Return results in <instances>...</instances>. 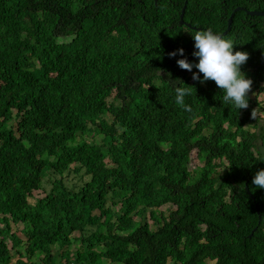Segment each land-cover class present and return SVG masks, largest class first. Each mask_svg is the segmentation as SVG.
I'll return each mask as SVG.
<instances>
[{"label":"trees","instance_id":"trees-1","mask_svg":"<svg viewBox=\"0 0 264 264\" xmlns=\"http://www.w3.org/2000/svg\"><path fill=\"white\" fill-rule=\"evenodd\" d=\"M246 12L264 0H0V264H264V19ZM208 29L249 53L247 109L177 64Z\"/></svg>","mask_w":264,"mask_h":264},{"label":"clouds","instance_id":"clouds-1","mask_svg":"<svg viewBox=\"0 0 264 264\" xmlns=\"http://www.w3.org/2000/svg\"><path fill=\"white\" fill-rule=\"evenodd\" d=\"M192 37L196 49L192 55L197 57L199 62L190 63L187 58H183L177 60L178 66L189 72H192L193 68L197 69L192 79L202 84L210 80L215 81L218 88L225 93L222 97L224 104L231 103L238 110L247 109L249 107L248 93L251 91L253 81L245 78L246 74L241 71V66L250 58L249 53L246 51L233 53V41L215 34L211 29L196 31ZM177 52L180 56H184V49L181 48L170 53V57H175ZM175 93V103L190 112L192 109L185 104V97L191 94V88L177 86ZM258 113V108L253 109L251 118L257 120ZM252 184L256 188L264 189V169L255 174Z\"/></svg>","mask_w":264,"mask_h":264},{"label":"rangeland","instance_id":"rangeland-1","mask_svg":"<svg viewBox=\"0 0 264 264\" xmlns=\"http://www.w3.org/2000/svg\"><path fill=\"white\" fill-rule=\"evenodd\" d=\"M62 41V39L60 40ZM64 42H66L67 40H63ZM69 41V40H68ZM251 97L252 99H254V106H257V103H262L264 102V94H260L258 92H253L251 94ZM90 139L93 141L94 137L90 136ZM97 140L102 143V138H97ZM196 161V160H195ZM84 173H82L81 175H76L75 173L71 174L69 177H68V181H69V185L71 187H75L77 186V188H81L82 186L85 185L86 181L88 180L87 178L84 179ZM50 189V188H48ZM45 194L41 191H38L36 192V199H39V198H42L44 197ZM170 208H175L174 206L172 205H166V206H163L161 209H160V212L161 211H168ZM147 219L148 221L150 222V224L152 223V220L150 218V215L149 213L147 214ZM24 229V226L23 225H16L14 228H13V231L16 232L18 234L19 237L21 238H24L23 237V234H22V231ZM11 244V243H10Z\"/></svg>","mask_w":264,"mask_h":264},{"label":"water","instance_id":"water-1","mask_svg":"<svg viewBox=\"0 0 264 264\" xmlns=\"http://www.w3.org/2000/svg\"><path fill=\"white\" fill-rule=\"evenodd\" d=\"M239 11H241V9H237V10L235 11V13H236V12H239ZM184 13H185V8H184V10H183V12H182V14H181V16H180V18H181L180 23H181V24H184ZM235 13H234L233 15H231V17H230V19H229V22H228V28H227V30L224 32V35H226L227 32L231 30V25H232V22H233V18H234V16H235ZM246 13H247V15H249L250 17H261V18L264 19V13H262V12H246ZM188 26H189L190 28H193V27H191V25H188ZM248 188H249V187H248Z\"/></svg>","mask_w":264,"mask_h":264}]
</instances>
